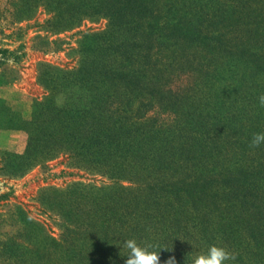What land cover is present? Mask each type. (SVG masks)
Instances as JSON below:
<instances>
[{
    "label": "trees",
    "instance_id": "16d2710c",
    "mask_svg": "<svg viewBox=\"0 0 264 264\" xmlns=\"http://www.w3.org/2000/svg\"><path fill=\"white\" fill-rule=\"evenodd\" d=\"M16 4L47 8L57 32L100 17L106 26L80 32L76 65L39 61L45 94L11 126L27 131V148L4 150V171L65 154L110 183L49 188L61 238L46 231L41 252L27 230L3 246L10 264H124L129 237L173 246L161 264H191L211 244L235 253L226 264H264V145L250 144L264 131V0Z\"/></svg>",
    "mask_w": 264,
    "mask_h": 264
},
{
    "label": "rangeland",
    "instance_id": "374dc122",
    "mask_svg": "<svg viewBox=\"0 0 264 264\" xmlns=\"http://www.w3.org/2000/svg\"><path fill=\"white\" fill-rule=\"evenodd\" d=\"M17 1L0 0V49H8L4 54L0 52V264L13 263L3 251L5 243L26 239L29 229L36 232L35 242L40 244L41 252L46 250V231L61 238L63 218L43 200L49 188L64 189L79 181L110 183L102 176L70 166L65 154L47 159L23 174L4 171L3 151L25 153L27 148V131L11 126L28 118L34 100L45 94L37 81L39 61L65 67L76 65L79 55L75 47L80 32L106 26V19L100 17L57 32L49 22L52 13L47 8L40 6L31 14L23 13ZM187 74L182 75V80H189ZM202 97L199 94V99ZM26 215L40 221L46 230L29 223Z\"/></svg>",
    "mask_w": 264,
    "mask_h": 264
},
{
    "label": "clouds",
    "instance_id": "9594fccd",
    "mask_svg": "<svg viewBox=\"0 0 264 264\" xmlns=\"http://www.w3.org/2000/svg\"><path fill=\"white\" fill-rule=\"evenodd\" d=\"M258 102L264 105V93L258 97ZM250 144L253 147L264 145V131H257L253 134ZM122 247L127 249L124 254L126 259L124 264H161L160 250L162 248L171 249L173 246L155 245L152 243H140L135 237L125 238ZM235 258V253L227 247L219 244H211L206 251H201L195 255L191 264H226L230 259ZM164 264H177L175 256H170Z\"/></svg>",
    "mask_w": 264,
    "mask_h": 264
}]
</instances>
